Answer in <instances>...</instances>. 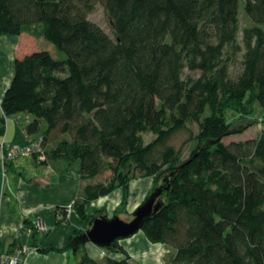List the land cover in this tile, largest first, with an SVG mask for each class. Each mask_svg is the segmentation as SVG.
I'll return each instance as SVG.
<instances>
[{
  "label": "trees",
  "instance_id": "1",
  "mask_svg": "<svg viewBox=\"0 0 264 264\" xmlns=\"http://www.w3.org/2000/svg\"><path fill=\"white\" fill-rule=\"evenodd\" d=\"M98 2L112 34L88 18ZM23 33L65 57L17 56L1 110L25 113L27 134L46 123L33 137L39 164L88 180L110 172L83 186L73 203L81 218L107 215L88 216L85 205L152 177L151 192L164 184L166 197L141 231L167 248L161 264H264V128L223 141L234 130L227 110L248 114L258 103L264 119V0H0V36ZM183 130L186 157L172 142ZM106 249L125 257L98 260L83 246L67 264H132L121 245Z\"/></svg>",
  "mask_w": 264,
  "mask_h": 264
},
{
  "label": "crops",
  "instance_id": "2",
  "mask_svg": "<svg viewBox=\"0 0 264 264\" xmlns=\"http://www.w3.org/2000/svg\"><path fill=\"white\" fill-rule=\"evenodd\" d=\"M36 41L35 37L25 33L0 36V109L5 90L13 76L14 59L35 49ZM25 115H7L0 111V253L16 258L15 264H67L68 251L50 249L42 252L39 249L64 247L78 231L90 228L88 221L81 218L73 207L84 181L76 172H56L45 164L36 167L32 164V156L17 157L3 164L2 156L7 155L8 147H1V144L11 145L17 141L18 124L25 121ZM27 143L25 141L22 145ZM147 185L145 180L142 183L133 181L128 190H140L142 197ZM123 198V189H116L109 195L87 203L85 211L90 214L102 207L112 211ZM61 207H67L65 218L57 212ZM109 214L107 212L108 216L113 213ZM135 234L139 236L138 240L132 241ZM135 234L120 240V245L130 254L146 252L153 243L141 230ZM21 247L24 250L17 251ZM104 250V247L100 248L93 242L88 241L84 245L85 253L95 259H102L106 254ZM82 254L77 251L76 259L79 260Z\"/></svg>",
  "mask_w": 264,
  "mask_h": 264
},
{
  "label": "rangeland",
  "instance_id": "3",
  "mask_svg": "<svg viewBox=\"0 0 264 264\" xmlns=\"http://www.w3.org/2000/svg\"><path fill=\"white\" fill-rule=\"evenodd\" d=\"M96 7L92 10V12H90L88 14V18H90L92 21H95L101 28L105 29L108 33L112 34V28L110 25V18L107 15V12L105 10V6H103V4L101 2H98L96 5ZM239 19L241 22V26H247L250 22L248 17L246 16L245 12L242 10V7L240 9V14H239ZM35 48L37 49H46L48 51H50L55 57L58 58H64L65 54L58 51L55 46L44 40V39H39L36 41V46ZM190 75L192 76H196L198 75V72L194 71V72H189ZM19 114V113H16ZM20 114H23V112H20ZM14 115L15 114H11ZM26 117V115H25ZM226 119L228 122L231 123V127L234 129L233 132L230 133V135L226 136L223 141L225 143L229 142L231 139L233 140H241V139H248V138H252V137H257L263 130L264 128V119H263V113H262V109L261 107L258 105V103H255L251 109L249 110L248 114H243L242 112H237L233 109H229L227 110L226 113ZM188 127L191 129L192 133H196L197 129H198V125L192 121H188L187 122ZM25 127V121H21L20 124H18V129H17V141L15 143H12L11 145H22L25 141H29V139L33 138L34 136L38 135L39 133L43 132L44 129L46 128V123L42 122L40 123V129L38 132L34 133V134H24L22 129ZM188 132L187 131H179L175 134V136L172 138V142L174 144H176L177 146H183V156L186 157L188 152H189V148H190V142H186L185 140L188 137ZM143 137L145 139V142H149L151 140H153V138L155 137L154 135H152L149 132H145L143 133ZM29 156H32L29 155ZM44 156V155H43ZM24 157V156H23ZM44 159V158H43ZM32 164H35V166L37 167L38 165H40L37 161H35L34 159L31 158ZM57 163V162H56ZM55 162H51L48 166H50V168L53 171H60L61 169H63L64 167H62V165L60 164H56ZM110 175L109 171H105L102 174H99L98 176H96L94 179H83V186H85L86 184L90 183H94V182H100V181H104L108 176ZM147 181V189H146V193L144 196H140V190H137L132 192L128 190V196L126 198V204H127V212L128 214H131L134 209L145 199L146 196H148L151 193V189L154 186V180L152 177H136L133 178V180H131V182H144ZM142 181V182H141ZM85 183V184H84ZM118 189V188H117ZM116 190V189H115ZM133 200V202L131 203V201ZM121 205V204H120ZM120 205H118L116 208L120 207ZM105 208V207H103ZM115 208V209H116ZM60 209V208H59ZM115 209L111 211L110 210H106V214L107 212L110 213L109 215H111L112 213H114ZM99 210V209H98ZM97 210H95L94 212L90 213V214H86L88 216H90L91 214H94ZM121 213V212H120ZM62 216L65 218L66 216V212L62 213ZM128 218L127 214H123L121 215V218ZM77 236V235H76ZM75 237V236H74ZM164 252H163V260L162 262L165 261V259L167 258L166 256L168 255V250L167 248L164 246ZM104 251H105V255L103 256L106 257H111L114 258L116 257L115 254H118V256L116 258H122L125 257V254L119 250H114V251H108L105 247H104ZM145 253V254H144ZM138 252L136 254H130L128 251L126 253V255L128 256V259H130L132 264H143L142 263V259L144 256H146V252ZM88 255V254H87ZM100 259V260H103ZM150 260V257H148ZM99 260V259H98ZM161 262V263H162ZM160 263V264H161ZM149 264V263H147Z\"/></svg>",
  "mask_w": 264,
  "mask_h": 264
},
{
  "label": "water",
  "instance_id": "4",
  "mask_svg": "<svg viewBox=\"0 0 264 264\" xmlns=\"http://www.w3.org/2000/svg\"><path fill=\"white\" fill-rule=\"evenodd\" d=\"M170 175H173L172 173ZM167 178V177H166ZM164 178V183L167 181ZM168 186L164 184L156 186L155 189L134 209L131 213L133 218L126 221L118 215V212H123L126 209V197L128 195V188H125L124 198L121 202L122 207L112 216L98 215L90 221V228L81 232L64 248L46 247L42 252H47L51 248L57 251H68L69 258L72 259L77 251L81 250L86 242H93L100 248H118L119 241L124 238L132 237L135 233L141 230L143 222L152 217L155 212L163 205V202L157 199L160 194L165 195Z\"/></svg>",
  "mask_w": 264,
  "mask_h": 264
},
{
  "label": "built area",
  "instance_id": "5",
  "mask_svg": "<svg viewBox=\"0 0 264 264\" xmlns=\"http://www.w3.org/2000/svg\"><path fill=\"white\" fill-rule=\"evenodd\" d=\"M1 112H3L0 109ZM27 121V119H25ZM23 133L26 135V131L23 128L22 129ZM41 138H31L29 139L28 143L25 145H10V144H1V147L6 145L8 147V153L6 156H2V162L3 164L8 161V160H14L17 157L21 156H29L33 153H38V157L40 159H43L44 156L41 152V146H40ZM67 207H61L60 209L58 208L57 212L59 213H65V210ZM69 209V208H68ZM24 248H17V251H23ZM17 262V259L14 257H9L6 253H0V264H15Z\"/></svg>",
  "mask_w": 264,
  "mask_h": 264
},
{
  "label": "bare ground",
  "instance_id": "6",
  "mask_svg": "<svg viewBox=\"0 0 264 264\" xmlns=\"http://www.w3.org/2000/svg\"><path fill=\"white\" fill-rule=\"evenodd\" d=\"M134 240L132 241H135V240H138V237L136 234L133 236ZM126 243H129L128 241ZM163 252H164V248L163 246H161L159 243L156 244V245H149L148 246V249L146 251V256L143 257L142 259V263L143 264H160L163 260ZM150 257V260H148Z\"/></svg>",
  "mask_w": 264,
  "mask_h": 264
},
{
  "label": "flooded vegetation",
  "instance_id": "7",
  "mask_svg": "<svg viewBox=\"0 0 264 264\" xmlns=\"http://www.w3.org/2000/svg\"><path fill=\"white\" fill-rule=\"evenodd\" d=\"M126 204V203H125ZM127 205V204H126ZM121 207V206H120ZM120 207H118V208H116V209H120ZM115 209V210H116ZM117 212V211H116ZM123 214H127L128 215V218H122V219H124V220H126V221H129V220H131L132 218H133V215L132 214H128V212L126 211V210H124L123 212H118V215H120V217H121V215H123Z\"/></svg>",
  "mask_w": 264,
  "mask_h": 264
}]
</instances>
